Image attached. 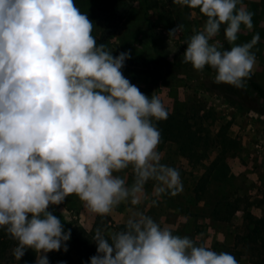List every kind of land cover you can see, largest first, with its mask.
<instances>
[{
    "label": "clouds",
    "instance_id": "obj_1",
    "mask_svg": "<svg viewBox=\"0 0 264 264\" xmlns=\"http://www.w3.org/2000/svg\"><path fill=\"white\" fill-rule=\"evenodd\" d=\"M174 2L205 18L184 42L183 62L209 66L217 84L246 87L260 36L236 43L242 27L253 30L244 0ZM94 27L74 0H0V228L16 241L14 259L31 249L35 264H49L47 253L67 252L71 229L49 209L75 195L100 217L128 205L122 230L95 228L89 264H239L133 207L183 190L158 151L154 121L168 112L124 76L130 50L113 56ZM221 29L230 48L216 39ZM183 30L177 24L168 38Z\"/></svg>",
    "mask_w": 264,
    "mask_h": 264
},
{
    "label": "rangeland",
    "instance_id": "obj_2",
    "mask_svg": "<svg viewBox=\"0 0 264 264\" xmlns=\"http://www.w3.org/2000/svg\"><path fill=\"white\" fill-rule=\"evenodd\" d=\"M244 3L253 13V30L242 27L236 43L248 42L259 33L260 40L253 49L256 63L251 73L264 87V0H244ZM92 17L97 43H105L113 50V56L130 50L131 57L160 56L172 62L183 60L184 42L205 21L198 10L182 7L174 0H97ZM177 24L184 25L183 32L175 39L168 38L167 33ZM216 39L222 41L221 34ZM122 72L145 95L159 96L174 123L185 118L189 134L195 135L185 146L164 138L158 146L161 163L179 170L182 192L176 196L162 195L156 206L143 203L133 207L144 211L162 227L170 228L173 234L200 237L197 244L231 253L239 264H257L258 260L264 264V259L254 256L249 246L238 241V237L252 229L255 220L262 221L260 237H264L262 102L247 83L235 95L231 94L227 85L215 82V71L207 65L203 71L195 70L191 64L168 70L125 62ZM154 123L160 132L164 129L165 120ZM206 177L204 192L197 196L195 188ZM127 180L132 183L130 170ZM152 187L153 182L149 181L146 192L151 194ZM127 207L122 204L111 215L100 217L91 213L75 195L67 197L61 205L51 206L78 232L86 233L95 251L92 242L95 228L122 230ZM247 214L253 221L246 220ZM0 238L7 246L1 264H35L37 254L31 249L19 261L14 259L12 249L16 241L3 228ZM67 249V252L47 253L49 264H85L72 246L67 244Z\"/></svg>",
    "mask_w": 264,
    "mask_h": 264
},
{
    "label": "trees",
    "instance_id": "obj_3",
    "mask_svg": "<svg viewBox=\"0 0 264 264\" xmlns=\"http://www.w3.org/2000/svg\"><path fill=\"white\" fill-rule=\"evenodd\" d=\"M74 2L77 4V6L81 9L82 12H87V15L90 20L93 22L95 21L94 17H92V14L95 10V4L97 0H74ZM146 16V14H145ZM149 24V21H147ZM221 38L222 43L224 44L225 48H230L231 45L224 40L223 37V29H221ZM126 63H129L131 65H137L140 64L142 66H154V67H161L163 69H179L183 65H188V63H184L183 60H179L176 62L169 61L163 57H147V58H137V57H131V59L127 60ZM246 83L248 84L250 90L256 95L257 99L262 102L263 110H264V87L254 78V75L251 73L250 78L246 80ZM227 90L235 95L237 88H234L232 86L227 85ZM222 95L225 93H221ZM227 94V93H226ZM225 96V95H223ZM227 96V95H226ZM173 117H170L168 115V118L165 120L164 129L161 131V139H167V140H173L175 142H178L179 144H183V146L186 145L188 140L195 139V135H190V130L187 129L189 126L186 125V120L180 119L176 120V122H173ZM220 132V131H219ZM207 146V145H206ZM205 146V147H206ZM206 180L202 181V185H198V187L195 188V194L199 196L200 193L204 192V185L207 182ZM52 211L55 215L58 217L60 214L56 212L54 209L50 207L49 209ZM215 213V212H214ZM216 216V215H214ZM62 222L64 223V229L65 231H68L71 229V237L70 240L67 241V244L72 246L77 253L78 258L85 264H89V259L93 255L96 254L95 249L89 244L88 238L86 233L84 232H78L68 221L64 220L60 216ZM246 220L253 221V218L250 217V215H246ZM255 225H253L252 229H248L247 233L243 237H238V241L241 242V244L245 245L246 247L249 246L250 250L252 251V254L256 257H261L262 260L264 259V237H260L262 235L260 230V225L262 224V221H254ZM123 228L120 226V229ZM6 243L3 240V238H0V264L1 260L4 258V252L6 250ZM257 264H262V261L258 260Z\"/></svg>",
    "mask_w": 264,
    "mask_h": 264
},
{
    "label": "crops",
    "instance_id": "obj_4",
    "mask_svg": "<svg viewBox=\"0 0 264 264\" xmlns=\"http://www.w3.org/2000/svg\"><path fill=\"white\" fill-rule=\"evenodd\" d=\"M254 1H256V0H254Z\"/></svg>",
    "mask_w": 264,
    "mask_h": 264
}]
</instances>
